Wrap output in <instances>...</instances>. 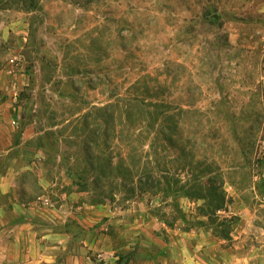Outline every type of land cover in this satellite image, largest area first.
Segmentation results:
<instances>
[{
    "label": "rangeland",
    "instance_id": "rangeland-1",
    "mask_svg": "<svg viewBox=\"0 0 264 264\" xmlns=\"http://www.w3.org/2000/svg\"><path fill=\"white\" fill-rule=\"evenodd\" d=\"M263 7V0H0V154L10 131L16 146L25 141V163L39 154L53 166L55 154H68L60 166L95 203L124 201L129 175L141 172L176 184L237 168L233 180L247 187L264 170ZM149 179L135 195L148 187L157 194ZM249 237L248 246L263 241ZM149 247L137 248L132 264H147L140 250L152 255Z\"/></svg>",
    "mask_w": 264,
    "mask_h": 264
},
{
    "label": "crops",
    "instance_id": "crops-1",
    "mask_svg": "<svg viewBox=\"0 0 264 264\" xmlns=\"http://www.w3.org/2000/svg\"><path fill=\"white\" fill-rule=\"evenodd\" d=\"M5 138L3 146L10 148L0 154L6 161L0 169V264H117L122 249L132 252L148 243L152 255L140 250L147 264H264V217L257 214L264 210V170L251 175L245 188L232 178L237 168L222 174L226 206L212 224L201 213L205 200L184 196L177 203L185 220L175 219L174 199L165 195L164 184L157 194L135 195L133 184L122 202H91V190L78 189L60 166L63 159L71 160L68 154H55L53 166L39 154L25 163L28 158L19 150L25 141L16 146L11 131ZM260 141L264 150V137ZM41 198L50 199V205H38ZM251 234L261 235L262 243L248 246ZM227 243L235 248L226 249ZM152 245L161 254H154Z\"/></svg>",
    "mask_w": 264,
    "mask_h": 264
},
{
    "label": "trees",
    "instance_id": "trees-1",
    "mask_svg": "<svg viewBox=\"0 0 264 264\" xmlns=\"http://www.w3.org/2000/svg\"><path fill=\"white\" fill-rule=\"evenodd\" d=\"M170 143L175 145L177 142L174 141V137H169ZM110 166H114L113 162L111 161ZM210 173V172H209ZM209 173L202 175L201 172L192 174V176L186 182H182L179 179H176V184L171 183L167 178L163 177V180L153 176V178L149 177L150 173L141 172V174H130L131 182L138 186V189H141V184H147L148 180H155L158 187L161 184L166 185V196L173 197L174 199V209L176 212L175 219L180 217L185 220V218L180 214L178 209L177 197L184 196L190 198H197L205 200L204 206L201 208V213L207 215L210 219L212 224L217 222L216 214L218 211L222 210L226 206V197L225 192L223 191L222 187V179L220 176L216 175L208 176ZM122 175V174H121ZM122 180H125L122 178ZM149 179V180H150ZM162 181V182H161ZM148 185V184H147ZM152 192L151 188L148 187L144 190V193ZM188 224V223H186ZM225 233V231H224ZM137 253L136 251L128 252L123 256L120 255V259L118 260L117 264H129L132 258H136Z\"/></svg>",
    "mask_w": 264,
    "mask_h": 264
},
{
    "label": "built area",
    "instance_id": "built-area-1",
    "mask_svg": "<svg viewBox=\"0 0 264 264\" xmlns=\"http://www.w3.org/2000/svg\"><path fill=\"white\" fill-rule=\"evenodd\" d=\"M51 201L48 198H41L37 201L38 205H41L42 207H48L50 205Z\"/></svg>",
    "mask_w": 264,
    "mask_h": 264
}]
</instances>
